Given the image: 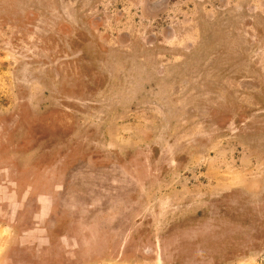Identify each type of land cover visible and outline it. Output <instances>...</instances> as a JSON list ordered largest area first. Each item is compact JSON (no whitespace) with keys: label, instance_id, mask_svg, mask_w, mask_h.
Instances as JSON below:
<instances>
[{"label":"rangeland","instance_id":"obj_1","mask_svg":"<svg viewBox=\"0 0 264 264\" xmlns=\"http://www.w3.org/2000/svg\"><path fill=\"white\" fill-rule=\"evenodd\" d=\"M149 1L0 0V264H264V0Z\"/></svg>","mask_w":264,"mask_h":264},{"label":"flooded vegetation","instance_id":"obj_2","mask_svg":"<svg viewBox=\"0 0 264 264\" xmlns=\"http://www.w3.org/2000/svg\"><path fill=\"white\" fill-rule=\"evenodd\" d=\"M170 1L171 0H151L149 2H146V9L144 12L153 19L160 18L162 16H165L169 12L170 7ZM168 9V10H167ZM41 255H39L40 261H42L45 264H59L60 259L59 256L61 254L60 249L58 247H47L46 249H43ZM25 264H40V262H34L32 261L31 255L26 256Z\"/></svg>","mask_w":264,"mask_h":264}]
</instances>
